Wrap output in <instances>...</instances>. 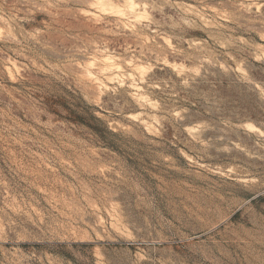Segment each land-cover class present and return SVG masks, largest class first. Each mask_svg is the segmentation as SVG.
<instances>
[{"label":"rangeland","instance_id":"374dc122","mask_svg":"<svg viewBox=\"0 0 264 264\" xmlns=\"http://www.w3.org/2000/svg\"><path fill=\"white\" fill-rule=\"evenodd\" d=\"M0 264H264V0H0Z\"/></svg>","mask_w":264,"mask_h":264}]
</instances>
